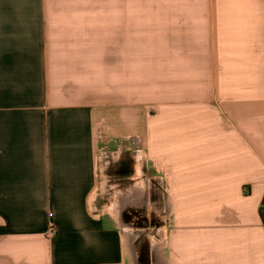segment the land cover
I'll return each mask as SVG.
<instances>
[{
    "label": "crops",
    "instance_id": "obj_1",
    "mask_svg": "<svg viewBox=\"0 0 264 264\" xmlns=\"http://www.w3.org/2000/svg\"><path fill=\"white\" fill-rule=\"evenodd\" d=\"M0 264H264V0H0Z\"/></svg>",
    "mask_w": 264,
    "mask_h": 264
},
{
    "label": "rangeland",
    "instance_id": "obj_2",
    "mask_svg": "<svg viewBox=\"0 0 264 264\" xmlns=\"http://www.w3.org/2000/svg\"><path fill=\"white\" fill-rule=\"evenodd\" d=\"M85 1H116V0H85ZM112 172H115L114 170ZM112 199L111 196H108ZM113 203L112 200L108 202ZM139 211L134 215V217H129L132 221L133 228L139 229L141 231V237L137 244V254L141 257L142 253L151 256L155 255V247L157 248V243H166L167 238L172 233L174 218L170 208L167 203H156L155 206L153 202H149L147 198H144L139 203ZM155 243V246H154ZM154 253V255H153Z\"/></svg>",
    "mask_w": 264,
    "mask_h": 264
},
{
    "label": "flooded vegetation",
    "instance_id": "obj_3",
    "mask_svg": "<svg viewBox=\"0 0 264 264\" xmlns=\"http://www.w3.org/2000/svg\"><path fill=\"white\" fill-rule=\"evenodd\" d=\"M145 256H146V254H145V253H142V254H141V257H139V258H140V259H144Z\"/></svg>",
    "mask_w": 264,
    "mask_h": 264
}]
</instances>
